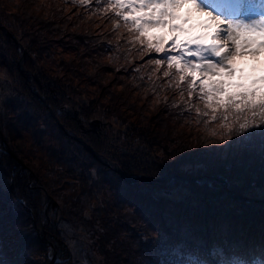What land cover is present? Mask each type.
Instances as JSON below:
<instances>
[{
  "label": "rangeland",
  "instance_id": "obj_1",
  "mask_svg": "<svg viewBox=\"0 0 264 264\" xmlns=\"http://www.w3.org/2000/svg\"><path fill=\"white\" fill-rule=\"evenodd\" d=\"M2 1L5 5H8L9 9L11 8L17 12H21V9H30L29 7H31L32 2L37 3L36 6H38V4L42 3L44 0ZM64 1L65 6L72 7L74 12L84 17V19L88 20V18H90L92 25L82 22V32L89 30L94 35L98 36L99 42L104 43L102 47L109 49L106 55L98 56L99 60L105 63L110 62L114 68L119 70L116 71L117 74H115L112 72L113 67L104 68L103 82L95 83L97 87L90 85L86 80L81 82V79H76L74 85H78L79 88L74 89L84 90L88 94L92 92L93 97H99L101 88L103 85H107L108 92L114 93L115 97L119 99V102L116 103L115 106H112V108L118 110L117 114L127 119L125 120L126 123H122L121 121L116 122L115 118L106 116L92 103L85 102L81 104L80 101H76V103L69 102L66 108L69 110L70 115L76 117L83 126L82 129L77 126L67 127L70 131H74L76 134L82 136L93 149V146H96L95 148L105 147L107 150L114 151V153L118 151L119 154H122L120 155L121 160L128 162V165L124 167L129 169V172L125 171V174L129 177L138 175L135 168L141 166V163L145 164L148 170L151 169L152 165L147 164L150 159L146 154L145 146L143 145L140 147L137 144L139 143V139H137L136 142H132L131 137L136 136V138H138V129L142 127V124H146V121L149 122L152 120V123L149 124L151 127L147 124L143 129L146 130L149 128L151 131L159 129L160 124L156 122L159 117L168 121L166 122L168 124L167 127L171 128L172 133L169 132V135L171 133L170 138L166 140L161 139L162 142L159 147H164L166 149L162 151L156 148L154 151L153 160L158 164L168 162L170 159L176 161L178 153L180 158L181 150L182 157L185 155L189 157L187 154L183 153V149H181L182 146L180 145L189 137L192 149L185 148V151L188 153L193 152L198 144L196 137L202 136V138L200 137L202 140L201 146L203 153H205L203 157H208L209 159L210 153L213 152L211 153L214 154L212 156V161L215 164L222 162L230 167H247L243 170L249 173L250 171L251 173L255 171L251 167L259 169V163L263 162L262 168H264V153L261 152L259 144L253 143L251 148L241 152L235 150L229 152L227 149L221 150L218 148V145L221 144L222 141H220L219 136L212 137L211 133L213 131H219V121L213 122L210 115H204L205 112L210 113V109H207L204 102L199 99L198 88L193 93V96L189 98L187 82H179L178 74L175 72V69L170 71L168 77L163 75V73L168 70L167 63L165 62L163 66H158L153 62L154 59L164 58L163 54L149 52L146 42L141 44V42L135 38L137 34L130 31V26L126 25L122 18L115 15V12L112 10L111 0H88L87 4H80L79 0ZM59 6L60 5H58V7ZM64 8L67 9V7ZM70 11V8H68V12ZM2 39L0 35V41ZM15 39L18 44H23L19 36L15 35ZM2 45L5 47L4 44ZM23 47L25 48L24 45ZM78 52L79 51L75 50L72 46L59 48L55 45L54 54L52 53L53 56H47L45 60L40 58L44 72L51 73L54 76H64L67 69L65 67V70L58 69V71H56V60L63 58L64 61H68L76 67L80 64L78 60H75V54ZM22 57L23 55L18 57L19 61ZM260 59L264 60V54L261 55ZM1 60L2 58H0V62ZM89 61L92 62L91 58ZM21 68L27 70L25 59L22 62ZM110 69L111 71L109 74L108 70ZM120 70H122V72H120ZM81 71L84 73L86 72L84 68ZM18 73L19 72L15 70V68L0 63V105L4 102V107H0V111L6 110L5 103L7 102V98L11 99V97L16 96L22 88L24 83L23 80H26V78L21 77ZM114 76L119 77L117 81H115ZM29 79L30 78H28V80ZM178 84L179 86H177ZM28 85L38 93V98H32L29 92L26 94V101H28L31 111L37 116H40V119L31 126H25L24 120L19 121L12 115L8 122L5 121L6 116L3 117L4 119L0 117V132H3L0 133V185L3 186V192H8V190L20 192L18 188L19 184L21 182L23 184L28 182V185H32L33 188L30 194H32V197L37 198H34L35 201L42 199L41 195L44 196L43 190L51 191L50 188H56L57 194H51L49 202L45 201L47 204H42V206L39 205V202H36L37 209H31L30 212L28 211V218L19 216V222H22L23 225L19 224L18 227L14 228L11 226V228L8 229L7 223L0 219V227L2 228L0 239L3 241V247L0 249V262H4V264L7 261L13 262V264H88V261H91V263L99 264V262L102 261L101 255L95 250L89 249L87 245L81 244L78 239L80 234L76 233L75 226H73L72 223L67 225L61 224L60 231H58L57 219L62 216L65 220L72 221L73 218L74 222L77 224L80 223L79 219L73 216L71 218V215L68 214L69 212H76L73 205L75 204L76 198H78L82 192L88 193L89 196H95L97 200H106L108 203L110 200H116L115 195L117 189H120L118 187L124 188L126 194L128 192L130 193L131 188L128 187L129 184H127L118 172H114L101 163H94V169L92 171L97 173L102 170V175L100 178L94 177L95 184L93 185H89L87 182L88 175L87 173L84 174V169L82 171L80 166L68 165L67 162H65L66 160L62 159L63 157L60 156L67 154L70 157L73 156L75 160L78 158L79 161H84L85 155L79 151L80 147L75 145V143L68 145V150L63 149L62 140H65V138L59 133L58 128H55V124L59 125L60 122L64 125V123L67 122V124H72V126H74V123H70L71 119L66 121L65 118L63 120L60 115H57L54 120L49 117L47 112L49 111L50 113L52 107L50 106V110L48 109L47 111L43 110V104H39V102H41L40 97H45L44 93L40 91L37 83L31 79ZM148 93H150V97H147ZM85 98L89 100L88 97ZM100 99L107 104L109 103V105L115 104L113 101L107 100L104 95L100 97ZM9 104L14 105V103ZM171 104L179 106L176 108L178 112L182 109V116L174 118L180 121L179 124H175L170 119V116H167L168 114H166V112L164 114L163 112L164 108H168ZM90 108L98 113L87 114L88 111L86 109L89 110ZM113 109L112 111H114ZM107 113L114 114L110 111ZM8 115L10 114L8 113ZM143 117H145L146 121L142 119ZM93 122L95 124H92ZM6 123L8 124L6 125ZM172 124L176 129L171 126ZM197 128L204 131V133L196 134L198 133ZM85 129H88L89 132L85 133ZM162 129L163 131H160L161 134L165 132L163 136L168 137L167 130L165 128ZM42 131H45V133ZM116 135L119 139L116 138ZM66 136L68 135L66 134ZM94 142L96 143L92 146L91 143ZM130 143L136 147H132ZM79 144L83 147L81 143ZM144 151L146 152L145 155H143ZM250 152H253V157H255L256 153H259L258 159H246L243 163H247V165H242V161L238 159L248 155ZM180 161L182 162V160ZM117 165L123 171L122 167L119 164ZM24 167L29 169V171L24 170ZM219 167H221V165H219ZM20 171H23L29 178L25 177V180L20 181L18 179ZM81 171L84 175L80 174ZM262 171L264 172V169H262ZM240 175L242 174H237V176ZM80 176H84L85 180H81ZM249 178H256V175H251ZM14 179L15 183L10 184V181ZM246 180L247 178L244 177L236 181L237 188L246 195L251 194L255 200L264 199V181L252 180L250 182L253 184L248 186V181ZM136 183L137 185H133L134 189L136 191L140 190L144 195H147L144 200H147V198H155L158 200L156 196L163 197L168 195L179 201L188 199L199 200L201 202L210 198H218L221 195L215 194V190L216 193H219L222 190L221 188L227 191V187L231 188L232 186L229 180L222 177L220 178L219 175L216 180L206 181V184L202 186H193L189 185L187 182L174 181L173 179H163V181L158 184H139L138 181ZM41 186L43 190L39 188ZM34 191H38L37 195ZM133 194H135V197L137 196V192ZM244 194L242 193V195ZM6 196L8 197V195ZM0 197H2V195ZM10 198H12L11 202L13 205H20L17 204L19 203V199H17L13 193ZM252 200L253 199H250V201ZM121 202L125 203L123 200ZM53 203H56V205L53 206ZM146 204L147 202L144 203L139 200L126 203V205H124L126 209L124 210V214L121 215L120 222H118V210L114 211L111 209L110 216L106 215L105 217V222L110 228V234L117 233L113 235H126L124 240L119 242V245L121 246L123 244V248L131 253L132 258H134L135 251H140L137 246L141 244V242H154L158 240V237L160 238L162 236L160 233V226H157L154 219L152 222L154 224L156 223L157 227L150 226L149 223L146 224L141 216L133 215L134 208L139 205L143 207ZM38 206H41V211L39 213ZM57 207H60V209H52ZM80 207L82 206L79 205V208ZM164 208H167V206ZM45 209L48 210V219L52 224H44V219L41 215L45 213ZM53 210L56 213L55 216L52 215ZM3 212V210H0V215L3 214ZM12 214L14 218H17L18 214L14 206ZM145 218L151 221L149 217ZM30 219L33 222V226H36L39 231L31 225ZM140 224L144 225L148 231L142 230L144 235L139 238L135 234H138L140 229H135V232H133L131 226ZM134 236L136 237L134 238ZM58 237L59 239H57ZM20 246L23 247L25 252L23 261H14L15 257L18 258V252L21 251ZM53 249L55 250V255L53 254ZM110 249H112V247ZM93 252L95 253L94 255L90 254ZM110 253L113 258L117 251L114 252V249H112ZM132 258H130L127 253L120 252L118 257L112 260L111 264H119V262L124 263L123 259L127 261V264H133L134 260H139L140 257H136L134 260ZM160 262L170 264L164 256L160 258Z\"/></svg>",
  "mask_w": 264,
  "mask_h": 264
},
{
  "label": "trees",
  "instance_id": "obj_2",
  "mask_svg": "<svg viewBox=\"0 0 264 264\" xmlns=\"http://www.w3.org/2000/svg\"><path fill=\"white\" fill-rule=\"evenodd\" d=\"M36 4L37 3L32 2L31 7H29L30 9L24 8L21 9V12H17L11 8L9 9L8 5H5L3 1L0 0V35L3 38L0 41V58H2L0 63L6 66H10L11 68H15V70L19 72L18 74L21 77L26 78V80H23L24 83L20 92L17 93L16 96L11 97V99L7 98V102L5 103L6 110L0 111V117L4 119L3 117L6 116L5 121L8 122L12 115L15 119L19 121L24 120L25 126H31L40 119V116H37L33 111H31V109L29 108L30 105L28 101H26V94L29 92V94L32 95V98H38V94H35L33 88H30L28 85L31 79L32 81L37 83L40 91L44 93L47 103L52 107L56 115H60L63 120L66 118V121L71 119L70 123H74V126H72V124H67V122L64 123V126L66 128L77 126L82 129L78 119L74 116H71L69 110L66 108L67 103H76V101H80L81 104H84L85 102L92 103L100 112H102L106 116H111L115 118L116 122L121 121L122 123H126L125 120L127 119H124L120 114H117L118 110H114L112 108V106H115L116 103L119 102V99L118 97H115L114 93L108 92L107 85H103L100 90L99 97H93L92 92H90L89 95L84 90H75L79 88L78 85H74L76 79H81V82L83 80H86L90 85H94L97 87L95 83L103 82L102 78L104 76V68L113 67L112 72H114L115 74H117L116 71H119L118 69L114 68V66H112L110 62L105 63L104 61L99 60L98 56L106 55V52H109V49L102 47L104 43L99 42L98 36L94 35L89 30H85L84 32H82V22L86 24L90 23L92 25L90 18L86 20L84 19V17L75 13L72 7L64 5V0H44L42 1V3H39L38 6H36ZM58 5L60 6L58 7ZM64 7H67V9H65ZM68 8H70V12H68ZM1 26L6 27L7 31L11 35H8L1 28ZM13 32H15L16 34ZM15 35L20 37V41L25 46V50H23L22 47L18 44L17 40L15 39ZM2 44H4L5 47H3ZM55 45L59 48L72 46L75 50L79 51L77 54H75V60H78L80 63L76 66L77 68L74 67L72 63L70 64L68 61H64L63 58L56 60V71H58V69L65 70L66 67L67 71L64 76H54L51 73H46L44 72V69L42 67V61L40 60V58L45 60V57L53 56ZM24 52V59L26 60L27 70H30L32 73V76H29V80L24 74L21 73L19 69L18 57ZM90 58L92 62L89 61ZM82 67L86 70L85 73L81 71L83 70ZM110 71L111 69L108 70V73ZM120 72H122V70H120ZM117 78L119 77L114 76L115 81L118 80ZM103 95L107 100L113 101L115 104L109 105V103H105L103 100L100 99V97H103ZM149 95L150 93H148L147 97H150ZM85 97H88L89 100H87ZM9 103H14V105H10ZM39 104L43 103L39 102ZM43 106V110L48 111V108L44 104ZM0 107H4V102L0 105ZM178 107L179 106H174L171 104V106H169L168 108H164V111L162 110L164 114L166 112V114H168L167 116H170V119L175 124H179L180 121L175 120L174 118L182 116V109L179 112L178 110H176V108ZM112 109L115 112L112 111ZM86 110L88 111L87 114L98 113L91 108L89 110ZM109 111L114 114L107 113ZM8 113L10 115H8ZM47 114H49V117L53 118L49 111L47 112ZM142 119L146 121L145 117H143ZM147 122L148 121L145 122L146 124H142V127L138 129V138H136V136H133L131 137V141L136 142L137 139H139V143L137 144L140 147H142L143 145L145 146V151L147 153L144 151L143 155H145V153L147 154L148 158L150 159L147 164L152 165L151 169L148 170L147 166L141 163V166L135 168L137 171L136 173L138 175L143 174L149 177H153L154 180H141L138 181L139 184H158L162 182L163 179H173L172 176L178 175L190 178L188 180H182V182H187L189 185L193 186H202L206 184L204 176L212 177L214 175H219L220 178H226L231 182V190H228V187V192L224 191L223 188H221L222 190L219 193H216L215 190L214 193L219 194L221 196H219L218 198L206 199L202 202L199 200L188 199L179 201L178 199L171 198L168 195L163 197L156 196L158 200H156L155 198H147V200H144L147 195H144L143 192L140 190L136 191L134 189V186L137 185V181L133 183L127 182V184H129L128 187L131 188L130 193L128 192L127 195L124 192V188L118 187L120 189H117L115 195L116 200H110L107 203L110 210H118V222L121 221V215L124 214V210L126 209L124 205H126V203L137 200L144 203L147 202V204L143 207L139 205L134 208L135 210L133 212V215L141 216L146 222V224L149 223L150 226H156L157 223V226H160L161 235L175 240L179 238L180 233H184L189 244H195L198 241H204L207 243L218 241L224 245H242L245 248L249 249V259L253 261L258 260L260 258V245L264 244V199L255 200L251 194H244V192L237 188L236 181L246 177V181H248V186H251L253 184L252 182H250L252 180L264 181V172L262 171V169H264L262 168L263 162L259 163V169L251 167L255 170L253 173H251V171L249 173L243 170L247 167H230L222 162L219 164H215L212 161V156L214 154L211 153L213 152L210 153L209 159L208 157H203L205 153H203L201 146L202 140L200 139V137L202 138V136H197L196 141L198 142V144L195 150H193V152L188 153L187 151H185V148L192 149L189 137L188 139H186V141L182 143V145H180L182 146L181 149H183V153L187 154L189 157H187L186 155L182 157L181 150L180 158L178 153V155L176 156V161L167 158L170 159L168 162L163 161L164 163L158 164L153 160L154 151L156 150V148L162 151L166 149L164 147L159 146L162 142L161 139L166 140L170 138V135L172 133L171 128L167 127L168 124L166 122L168 121L166 119L163 120L162 117H159L156 121L157 124H160L159 129L153 131H151L149 128H147L146 130L143 129L145 128L144 126L152 123V120L148 123ZM185 123L189 124L187 122ZM7 124L8 123H6V125ZM171 126L175 128L173 124ZM149 127L151 126L149 125ZM55 128H58L59 133H61L65 138V140H62L63 149L68 150V145L75 143V145H78L80 147L79 151L81 153H84L85 155L84 161H79L78 158L77 160H75L73 156L70 157L67 154L62 155L60 157H63L62 159L66 160L65 162H67V164L70 166H80L82 168V171L84 169V174L87 173L88 175V170H93L94 163L97 162V160L94 158V155L91 152H88V150L83 148L75 140L68 138L58 124H55ZM162 128H165L167 130L168 137L163 136L165 132L161 134L160 131H163ZM42 132L45 133V131ZM169 132H171L170 135ZM197 132L198 133L196 134L204 133V131L198 128ZM0 133L3 132L1 131ZM116 138H118L117 135ZM95 143L96 142L91 143V145L93 146L95 145ZM130 144L132 147H136L132 143ZM93 147L96 153L99 152L98 154L103 155L106 158L118 163L122 167L124 173L125 171L129 172V169L124 167L125 165H128V162L121 160L120 155L122 154H119L118 151L114 153V151L107 150V148L105 147ZM252 153L253 152H250L248 155L240 157V159L238 160L242 161L243 163L246 161V159H258L259 153H256L255 157H253L254 155ZM180 160H182V162ZM219 165H221V167H219ZM242 165L245 166L247 165V163H243ZM24 170L29 171V169H26L25 167ZM82 171L80 172V174L84 175ZM167 173H169L171 176H167ZM239 173H241L242 175L237 176V174ZM101 175L102 170L98 171L96 178H100ZM251 175H256V178H249L251 177ZM25 177L29 178V176L26 175L23 171H20V175L18 174V179L20 181H23L25 180ZM80 178L81 180H85L84 176H80ZM174 181L181 180L176 179ZM18 188L20 192H16L15 190H8V192L4 191L2 197H0V210L4 211L3 214L0 215V219L7 223L8 229H10L11 226L14 228L18 227L19 224L23 225L22 222H19V216L28 218V211L30 212L31 209H37L36 202H39V205L42 206V204H47V202H49V197L51 196V194H57L56 188H50L51 191H48L43 190L41 186L39 188L44 191V196L41 195L42 199L39 201H35L34 198L36 197H32V194H30V191H32L33 189L32 185H28V182H25L24 184L21 182ZM133 190L134 192H137L136 197L135 194H133ZM34 192L37 195L38 191ZM12 193L17 199H19V203H17L20 204L19 206L13 205V203L11 202L12 198H10V196ZM242 193L244 195H242ZM6 195H8V197ZM238 195L244 198L238 199ZM250 199L253 200L250 201ZM122 200L125 203H122ZM74 205L76 211L78 210L79 205L83 207V205L78 202L77 198L75 200ZM13 206L16 207L18 214L17 218H14L12 214ZM41 206H38V213L41 211ZM166 206L167 208H164ZM52 209L59 210L60 207ZM66 211L69 212L68 210ZM68 215H71V218L73 216L79 219L74 212H69ZM41 216L45 220V213H42ZM145 217H149L151 221L146 219ZM153 219L156 221L155 224L152 222ZM29 221L33 226L32 220L30 219ZM70 223H72L73 226L77 225V223L73 221V218ZM46 224L52 223L48 219ZM33 227L36 228V226ZM131 227L133 228V232H135V229H140L138 231V234H135L139 238L144 235L142 230L148 231V229L145 228V226L142 224L137 226L132 225ZM1 229L2 228L0 227V234ZM36 230L39 231V229L37 228ZM113 234L109 233V236L116 237V239L112 241V244H114V247H112V249H114V252L117 251V253L115 257L113 256L112 258L110 253V251H112V249H110L111 247H105L104 244L101 243L99 245L98 254L101 255L102 261H100L99 264H102V262H106V264H111L112 260L116 259L120 252H125L130 258H132L131 253L123 248V244L121 246L119 245V242H122L126 235ZM136 236H134V238ZM57 239H59V237ZM157 239L158 240L154 242H141V244L137 246L140 251L134 252V258L140 257L141 259L139 258V260H134V258H132L134 260L133 264H166L165 262H160V258H162L163 256L164 258H167V261L170 264H179L181 260H183L185 264H187L189 256L193 255L192 252L180 251V245L169 248L160 241L159 237ZM20 248L21 251L18 252V258L15 257L14 261H23L25 252L22 246H20ZM92 250H95V246H93ZM234 252L235 250L233 249V253ZM194 255L197 259H218L211 249H208L206 255L204 256H201L199 252H196ZM224 258L234 259L236 257L233 254L232 256ZM123 262L124 263L119 262V264H127V261L125 259H123ZM0 264H4V262H0ZM5 264H13V262L7 261L5 262Z\"/></svg>",
  "mask_w": 264,
  "mask_h": 264
},
{
  "label": "snow or ice",
  "instance_id": "obj_3",
  "mask_svg": "<svg viewBox=\"0 0 264 264\" xmlns=\"http://www.w3.org/2000/svg\"><path fill=\"white\" fill-rule=\"evenodd\" d=\"M87 2L79 0L80 4ZM111 6L115 15L137 34L135 38L141 44L146 42L149 52L163 54L164 58L153 62L158 66L167 63L165 77L175 69L179 82H187L189 98L198 88L199 99L210 109L204 115H210L213 122L219 121V131L211 133L222 141L219 149L241 152L256 143L264 153V60L260 59L264 54V3L260 0H111ZM96 175L92 169L88 170L89 185L95 184ZM77 199L83 205L75 212L80 220L75 231L80 234L81 244L89 249L95 246L96 252L101 243L114 247L112 241L116 237L109 236L110 228L105 222L106 215L110 216L107 201L84 192ZM47 211L44 223L48 220ZM52 215H56L54 210ZM69 223L59 217L57 230L60 231L61 224ZM160 241L169 248L180 245V251L192 252L187 264H264V244L260 245V258L253 261L248 258L249 249L242 245H224L218 241L189 244L184 233L175 240L162 235ZM208 249L217 260L197 259L194 255L199 252L204 256ZM233 254L236 258H224ZM179 264L185 262L181 260Z\"/></svg>",
  "mask_w": 264,
  "mask_h": 264
},
{
  "label": "water",
  "instance_id": "obj_4",
  "mask_svg": "<svg viewBox=\"0 0 264 264\" xmlns=\"http://www.w3.org/2000/svg\"><path fill=\"white\" fill-rule=\"evenodd\" d=\"M92 124H95L94 122L92 123ZM144 177L143 176H139V177H136V178H134V180L135 179H143ZM128 181H130V180H132L131 178H129V179H127ZM54 251V250H53ZM54 253H55V251H54Z\"/></svg>",
  "mask_w": 264,
  "mask_h": 264
},
{
  "label": "flooded vegetation",
  "instance_id": "obj_5",
  "mask_svg": "<svg viewBox=\"0 0 264 264\" xmlns=\"http://www.w3.org/2000/svg\"><path fill=\"white\" fill-rule=\"evenodd\" d=\"M84 131H85L86 133H87V132H89V130H88V129H87V130L85 129Z\"/></svg>",
  "mask_w": 264,
  "mask_h": 264
}]
</instances>
